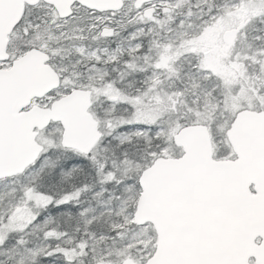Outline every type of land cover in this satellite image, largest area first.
Segmentation results:
<instances>
[{
  "label": "snow or ice",
  "instance_id": "1",
  "mask_svg": "<svg viewBox=\"0 0 264 264\" xmlns=\"http://www.w3.org/2000/svg\"><path fill=\"white\" fill-rule=\"evenodd\" d=\"M0 264H264V0H0Z\"/></svg>",
  "mask_w": 264,
  "mask_h": 264
}]
</instances>
